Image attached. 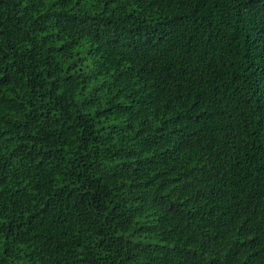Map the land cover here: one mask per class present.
<instances>
[{"label":"trees","instance_id":"trees-1","mask_svg":"<svg viewBox=\"0 0 264 264\" xmlns=\"http://www.w3.org/2000/svg\"><path fill=\"white\" fill-rule=\"evenodd\" d=\"M0 264H264V0H0Z\"/></svg>","mask_w":264,"mask_h":264}]
</instances>
